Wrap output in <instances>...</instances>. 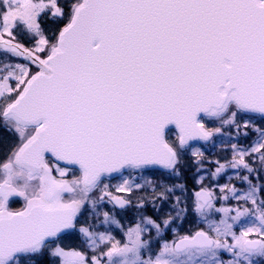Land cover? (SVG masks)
I'll return each instance as SVG.
<instances>
[{"label":"water","instance_id":"1","mask_svg":"<svg viewBox=\"0 0 264 264\" xmlns=\"http://www.w3.org/2000/svg\"><path fill=\"white\" fill-rule=\"evenodd\" d=\"M73 9L46 56L0 35L2 51L37 67L2 113L34 126L13 162L39 178L23 209L0 208V264L74 226L79 203L60 199L73 187L52 176L46 155L79 167L88 190L125 167L173 169L166 130L176 129L181 147L208 142L199 117L229 101L264 116V0H80ZM195 195L212 198L202 187ZM0 197L6 204L25 192L0 181ZM211 244L196 232L174 249Z\"/></svg>","mask_w":264,"mask_h":264},{"label":"rangeland","instance_id":"2","mask_svg":"<svg viewBox=\"0 0 264 264\" xmlns=\"http://www.w3.org/2000/svg\"><path fill=\"white\" fill-rule=\"evenodd\" d=\"M59 1L0 0V34L13 38L23 28L34 36V53L45 56L54 44L39 33L38 19L47 11L58 17ZM62 1L75 5V0ZM33 68L29 61L0 49V181L11 182L26 196L37 190L39 180L16 166L13 154L31 129L12 122L2 111ZM199 122L210 131L208 142L180 148L175 129L166 132L177 152L196 161L195 188L190 191L178 180L177 169L151 167L102 176L87 191L75 184L73 169L49 160L55 176L69 179L73 191L66 197L81 209L74 229L46 243L43 250L50 264H264V118L231 103L220 115L201 116ZM199 187L212 194L208 204L197 201ZM111 196H123L130 204L117 209ZM17 201L12 210L24 206L25 200ZM11 203L0 199V207ZM196 232L210 237L212 244L174 249L179 238ZM247 239L258 241L257 247L245 246ZM31 263L20 254L6 264Z\"/></svg>","mask_w":264,"mask_h":264},{"label":"trees","instance_id":"3","mask_svg":"<svg viewBox=\"0 0 264 264\" xmlns=\"http://www.w3.org/2000/svg\"><path fill=\"white\" fill-rule=\"evenodd\" d=\"M72 0H69V3H71ZM77 2H79V0H75L74 3L76 4ZM58 5L62 8L61 13L57 16H55V14H52V12L47 11V13L41 15L38 19L39 22V33H41L43 36H45L47 39H51L52 43L55 42L56 37L58 35V31L59 29L64 26L68 20L69 17L72 13V7H68V5L63 2L62 0H60L58 2ZM22 34L16 33V31L14 32V39H16L18 41V43H20L23 46H27L32 48V40L33 37L25 34L27 32V30L22 28ZM37 37V34H36ZM16 57V56H14ZM19 58V57H18ZM20 59V58H19ZM15 61H19L18 59H14ZM35 68H33L34 70ZM233 104V103H232ZM9 137V136H8ZM6 139V138H5ZM4 139V140H5ZM11 140L8 141V143ZM3 142V141H2ZM1 142V144H2ZM8 143L6 144V146L8 145ZM0 144V145H1ZM14 145V143H13ZM7 149V148H6ZM4 152V151H3ZM177 164H176V168L180 174L178 177V180L180 182H182L186 188L187 191H190L192 189L195 188V182H193V175H194V163L196 162L195 160H193L191 157L187 156L185 157L184 155L182 156L181 153L182 151L178 150L177 152ZM184 154V153H183ZM194 164V165H193ZM15 201H13L11 203V206H15L16 202H18V199H14ZM145 213L150 214L149 211H145ZM43 251V252H42ZM45 251L41 250V251H36V253L33 254H28V257L32 260L31 264H50L48 258L46 257Z\"/></svg>","mask_w":264,"mask_h":264},{"label":"flooded vegetation","instance_id":"4","mask_svg":"<svg viewBox=\"0 0 264 264\" xmlns=\"http://www.w3.org/2000/svg\"><path fill=\"white\" fill-rule=\"evenodd\" d=\"M79 174V173H78ZM77 176V178L79 177L78 175H76ZM74 180H76V179H74ZM78 220V219H77Z\"/></svg>","mask_w":264,"mask_h":264}]
</instances>
